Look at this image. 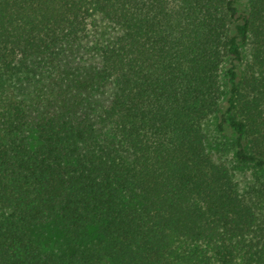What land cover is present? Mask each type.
Here are the masks:
<instances>
[{"label":"trees","instance_id":"obj_1","mask_svg":"<svg viewBox=\"0 0 264 264\" xmlns=\"http://www.w3.org/2000/svg\"><path fill=\"white\" fill-rule=\"evenodd\" d=\"M263 211L264 0H0V264H264Z\"/></svg>","mask_w":264,"mask_h":264},{"label":"rangeland","instance_id":"obj_2","mask_svg":"<svg viewBox=\"0 0 264 264\" xmlns=\"http://www.w3.org/2000/svg\"><path fill=\"white\" fill-rule=\"evenodd\" d=\"M237 1L239 3V7H241V8L244 7V5L246 3V0H237ZM102 28H105V32H102ZM102 28L99 31L101 33V35H99V37H105L106 38L107 35L112 30L110 28H108V27H102ZM95 37H96L95 35H92L90 37V39H88V41H86V45L81 47V48H79L76 51L75 56L73 57V59H74L73 60V65H79V62H82V64H84L83 62H85V63H87V62L88 63H96L97 62L96 61L97 59H95L96 58V54L94 53L93 50H89V48L87 47L88 46L87 42L89 43V46H91L93 40L95 39ZM74 52H75V50L72 53H74ZM71 62H72V60H71ZM49 89H51V87L47 88V89H44L42 91H36V92L31 93V95H33V96H29L28 97L29 101H32V99L42 95V93H47L49 91ZM53 91H54V89H53ZM103 91H104V89H103ZM105 94L103 95V98L105 97ZM95 95L97 96L98 100L101 99L100 96H99L100 92H96ZM23 97H25V94H24ZM96 103H98V102H96ZM96 103L92 104L91 106L93 108H95L96 107ZM34 116L36 117V116H38V114H35ZM206 125L208 126V129H207V131H208V141H209L210 145L214 147V149H217V151H216L217 154L216 155L217 156H220V154L224 155L225 149H229V151L227 152V155H225V156L229 157V159H233V157H232L233 152L231 151V149H232V139L230 138V136H227V135L224 136V135L217 134L215 132V130H214V127H213L214 123H213L212 120L207 121ZM240 166L243 167V168H238V172H240L242 174L244 173L245 175H247L248 176L247 181L253 183L255 189H256V187H258V189L260 190V184L258 183L257 178L254 176V172L252 170H250L249 166H247V165H245V166L240 165ZM263 213H264V211H263Z\"/></svg>","mask_w":264,"mask_h":264}]
</instances>
